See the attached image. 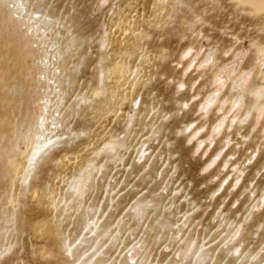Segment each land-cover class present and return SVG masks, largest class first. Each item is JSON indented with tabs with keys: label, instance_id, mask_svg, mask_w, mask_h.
<instances>
[{
	"label": "rangeland",
	"instance_id": "1",
	"mask_svg": "<svg viewBox=\"0 0 264 264\" xmlns=\"http://www.w3.org/2000/svg\"><path fill=\"white\" fill-rule=\"evenodd\" d=\"M251 2L0 0V264H264Z\"/></svg>",
	"mask_w": 264,
	"mask_h": 264
},
{
	"label": "bare ground",
	"instance_id": "2",
	"mask_svg": "<svg viewBox=\"0 0 264 264\" xmlns=\"http://www.w3.org/2000/svg\"><path fill=\"white\" fill-rule=\"evenodd\" d=\"M249 2H251V0H249ZM256 2H257V0H256ZM258 7H260V6H258ZM258 53H259V55H258V57H256V59L259 60L257 62H259V64L261 63L262 66H258L259 64L258 65L256 64L258 66V70H257L258 72L257 73H258V75H263L264 76V52H261V53L258 52ZM234 70H232V71H234ZM232 75H234V74L232 73ZM225 77H227V76L226 75H221V76H217L216 79H214L216 81V83L218 84L217 89L221 88V86L224 84L223 79H225ZM258 77H260V76H258ZM250 80H251V76H249V74L248 75H245V76L243 75L239 80L235 81L230 86V91L233 92V102H232L233 105H231V106H236L238 109H242V107L245 106V95L248 94V93H250V92H253V90H251L252 88H251V85H250V83H251ZM226 81H227V79H226ZM216 94L214 93V94L208 96V98L206 100H204V102L202 104V107H201L203 110L208 111L209 109H211V107H214L215 105H217L219 103V100H221V99L218 100V95H216ZM255 95L256 96H255L253 102L251 101L252 102L251 103V107L253 109H257L260 106V102L264 99V89L262 88ZM263 113H264V108L263 109L261 108V110H259L258 113H257V115H256V120H258L260 118V116L262 117ZM236 117L237 116H235V118ZM223 120L225 121V119H223V118L220 121L218 120L219 123L217 125H215L214 131H217V130H219L222 127L221 125L224 123ZM214 131H213V133H216Z\"/></svg>",
	"mask_w": 264,
	"mask_h": 264
}]
</instances>
